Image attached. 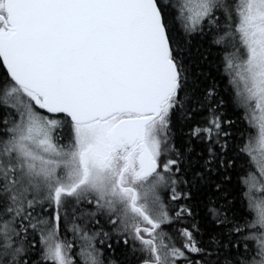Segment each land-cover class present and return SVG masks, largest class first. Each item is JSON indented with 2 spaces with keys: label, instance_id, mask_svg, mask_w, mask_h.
Here are the masks:
<instances>
[{
  "label": "snow or ice",
  "instance_id": "1",
  "mask_svg": "<svg viewBox=\"0 0 264 264\" xmlns=\"http://www.w3.org/2000/svg\"><path fill=\"white\" fill-rule=\"evenodd\" d=\"M0 264H264V0H0Z\"/></svg>",
  "mask_w": 264,
  "mask_h": 264
}]
</instances>
